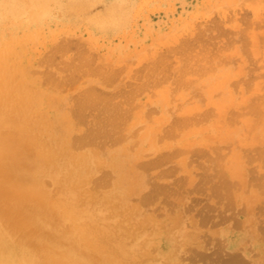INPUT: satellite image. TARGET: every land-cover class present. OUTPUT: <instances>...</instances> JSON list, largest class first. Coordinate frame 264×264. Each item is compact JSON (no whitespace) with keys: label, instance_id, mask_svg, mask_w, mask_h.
Wrapping results in <instances>:
<instances>
[{"label":"rangeland","instance_id":"obj_1","mask_svg":"<svg viewBox=\"0 0 264 264\" xmlns=\"http://www.w3.org/2000/svg\"><path fill=\"white\" fill-rule=\"evenodd\" d=\"M0 34L1 91L14 97L1 118L26 113L27 129L57 157L37 172L45 188L73 195L82 216L116 232L135 253L125 264H234L239 253L242 264H264V102L257 115L248 105L264 99V0H0ZM115 106L125 123L96 136ZM193 115L195 125L179 119ZM174 149L184 152L154 162ZM221 179L233 185L216 192Z\"/></svg>","mask_w":264,"mask_h":264},{"label":"bare ground","instance_id":"obj_2","mask_svg":"<svg viewBox=\"0 0 264 264\" xmlns=\"http://www.w3.org/2000/svg\"><path fill=\"white\" fill-rule=\"evenodd\" d=\"M74 7V6H73ZM81 7V6H80ZM78 7V8H80ZM89 7V6H88ZM81 9V8H80ZM86 10V9H85ZM87 12V11H86ZM48 20V19H47ZM261 22V21H260ZM18 25V24H17ZM260 26V24H259ZM3 29V28H2ZM1 35V34H0ZM256 35V34H255ZM2 36V35H1ZM257 38V36H256ZM194 40V39H193ZM197 40V39H196ZM258 41V39H257ZM195 43V42H194ZM256 43V42H254ZM25 45V44H24ZM188 45V44H187ZM190 45V44H189ZM65 46V45H64ZM61 47V46H60ZM7 52V51H6ZM84 54V53H83ZM1 56V54H0ZM3 57V56H1ZM226 57V56H225ZM232 57V55H231ZM235 57V56H234ZM227 58L229 59V56L227 55ZM222 59V58H221ZM236 59V58H235ZM159 60V58L157 59V61ZM231 60V58L229 59V61ZM224 61V58L223 60ZM160 62V61H158ZM226 62V61H225ZM157 64V63H156ZM155 64V65H156ZM160 64V63H159ZM154 65V66H155ZM238 65V64H237ZM153 66V67H154ZM239 66V65H238ZM0 67H2V58H0ZM240 67V66H239ZM107 68V67H106ZM157 68V67H156ZM188 68V67H187ZM186 69L183 70V72H185ZM98 69V67L96 68ZM238 68H236L237 70ZM3 70V69H2ZM109 70V69H107ZM116 70H111V72L109 73V76L112 78V75L116 73ZM235 70V69H234ZM246 70V69H245ZM244 70V71H245ZM1 71V70H0ZM97 71V70H96ZM106 71V70H105ZM188 71V70H187ZM3 72V71H2ZM5 72V71H4ZM100 72V71H99ZM108 72V71H107ZM189 72V71H188ZM235 72V71H234ZM179 73V71H178ZM177 73V74H178ZM8 74V73H7ZM14 74V73H13ZM187 74V72L185 73V75ZM1 75V73H0ZM17 75V74H16ZM165 75V74H164ZM176 75V74H175ZM179 75V74H178ZM3 76V75H2ZM180 76H183V74L181 73ZM179 76V77H180ZM232 75H230V79L228 81H230ZM234 77L235 74L233 75ZM258 76V75H257ZM106 77V78H107ZM164 77V76H163ZM166 77V75H165ZM178 76H176L175 78H177ZM16 78V77H15ZM18 78V77H17ZM220 78V77H219ZM178 79V78H177ZM176 79V80H177ZM183 80V77H181L179 80H177V84L178 82L181 84L180 81ZM185 79V77H184ZM2 80V79H1ZM5 80V79H4ZM12 80V79H11ZM108 80V78L106 79ZM175 80V81H176ZM217 80V79H216ZM234 80L232 81V84H234ZM8 81V80H7ZM6 81V82H7ZM13 81V80H12ZM17 81V80H16ZM21 81V80H20ZM184 81V80H183ZM182 83L186 82L187 79ZM19 82V81H18ZM238 81H236L237 83ZM242 82V81H241ZM5 83V82H4ZM10 83V82H9ZM9 83H6L9 84ZM20 83V82H19ZM231 85V82H229ZM235 83V84H236ZM240 84V83H239ZM238 84V85H239ZM243 84V83H242ZM5 84H2V82H0V109L2 108V104L4 102L10 101V98H14L10 96L9 92H6V88H3V91H1L2 87H4ZM237 85V84H236ZM9 86V85H8ZM7 86V87H8ZM13 86V83L12 85ZM10 86V87H11ZM15 86V85H14ZM235 86V85H233ZM243 85H241L242 87ZM229 87V86H228ZM173 88V87H172ZM171 88V89H172ZM220 88V87H219ZM236 88V86H235ZM258 88V87H257ZM13 89V88H12ZM221 89V88H220ZM262 89V88H261ZM259 88V90H261ZM11 90V89H10ZM9 90V91H10ZM174 90V89H172ZM258 90V91H259ZM236 91V90H235ZM241 91V90H240ZM243 91V90H242ZM96 92V90H95ZM229 92V90H228ZM225 91V93H228ZM246 92V91H245ZM94 93V92H93ZM231 93V92H230ZM244 93V92H243ZM99 94V93H98ZM97 94V95H98ZM224 94V93H223ZM229 94V93H228ZM242 94V93H241ZM93 95V94H90ZM90 95H88V97L86 98V102H92L93 100H96L97 98L99 99V97L97 98H91ZM226 95V94H225ZM230 95V94H229ZM228 95V96H229ZM244 96V94H242ZM240 97H243V96ZM250 95V93L248 94ZM254 95V93H253ZM259 94H257L258 96ZM263 95L262 97H264V92L261 94ZM87 96V95H86ZM105 96V95H104ZM227 96V95H226ZM246 96V95H245ZM251 96V95H250ZM249 96V97H250ZM90 97V98H89ZM93 97V96H92ZM103 97V96H102ZM232 97V96H231ZM230 97V98H231ZM234 97V96H233ZM256 95L255 96H251L250 98L253 99H249L251 100L252 103H247L250 106V109L252 111H254V113L257 115L258 112L259 114L261 112H263L261 110V103L264 102L263 98H259L256 101ZM109 98V96H108ZM229 98V97H228ZM106 99V96H105ZM240 99V98H239ZM21 100V99H20ZM38 100V99H37ZM101 100V99H100ZM104 100V99H102ZM109 100V99H108ZM224 100V99H223ZM237 100V99H236ZM243 100V99H242ZM35 101V100H34ZM245 101V100H244ZM243 101V102H244ZM12 102V101H11ZM17 102V101H15ZM14 102V103H15ZM23 102V101H22ZM21 102V104L23 105V103ZM37 102V101H36ZM241 102V101H240ZM239 102V103H240ZM246 102V101H245ZM254 102V103H253ZM29 103V102H28ZM42 103V102H41ZM259 103V104H258ZM8 104V103H7ZM11 104V103H10ZM223 104V103H222ZM252 104V105H251ZM9 105V104H8ZM15 106V105H12ZM32 106V104H31ZM35 106V105H34ZM33 106V107H34ZM117 106V105H116ZM115 106V107H116ZM260 106V109H259ZM9 107V106H8ZM11 107V105H10ZM9 107V108H10ZM16 107V106H15ZM18 107V106H17ZM16 107V108H17ZM6 108V107H3ZM8 108V109H9ZM247 108V107H246ZM245 108V109H246ZM7 109V108H6ZM20 109V108H19ZM259 109V111H258ZM4 110V109H3ZM12 110V108H11ZM10 110V112H11ZM17 110V109H16ZM33 110V109H32ZM264 110V108H263ZM23 110H21L20 112H22ZM234 110H232V115L236 114L239 112H233ZM8 114V111H6ZM9 114H14L15 112H11ZM123 112V111H122ZM31 113V111H30ZM33 113V112H32ZM206 112H204L202 115L203 117H207L209 116L210 113H208L207 115H205ZM229 113V112H228ZM227 113V115H228ZM242 114L240 115H247V114H243V112H241ZM6 114V113H5ZM5 118H1L2 114L0 116V127L1 125L4 123H6V125L8 126V128H5L7 130L3 131V129L0 128V264H125V262L127 261V257L128 255L131 254L134 255V250L131 251L130 248L127 249L125 243H121L118 242L117 238H116V232H109L107 230V227L105 229H102V226L100 227V224H98L97 222H95L94 219V215L91 213L86 212L85 215L82 216V214H80L78 208L76 207V203H75V198L73 195L69 194V193H65L64 196L62 197H57V192L58 189L55 190H48L45 188L43 181H41V177L37 174V172H40L42 169V167H46L48 166V164L53 160V158H55L52 155H49L47 152H49L50 147L48 151H46L44 148V144L41 140H44L41 138L40 142L43 144L40 147V142L37 140V138L33 135L35 133H31V130L29 131L26 127L25 123V119L26 117H24L26 115L24 114H20L19 116H15V115H9ZM199 114V113H198ZM197 114V115H198ZM201 114V113H200ZM216 114V113H215ZM230 114V113H229ZM109 115V114H108ZM106 116L103 118L102 121H104L102 123L99 122L100 126L99 129H97L96 136L102 135L104 138H108V136L112 135L111 132L115 131V128L118 129L120 128V126L122 125V123L126 121L125 115L124 113H121V109L117 108L115 109V113L110 114L109 116ZM222 115L221 117L225 119V117L227 116ZM231 114L228 115L226 118L231 119L235 117V115L232 116ZM263 114L259 115L263 116ZM15 116V117H14ZM34 116H36L34 114ZM183 116V115H182ZM179 116L180 121L183 120V123L186 122H190L192 121L191 119H193L192 122H196V124L198 123L199 120L196 119V117L193 115V117L191 116L190 118L188 117H183ZM216 116V115H215ZM237 117V116H236ZM235 117V119H236ZM241 117V116H240ZM238 117V118H240ZM256 117V116H255ZM195 118V121H194ZM208 118V117H207ZM242 118V117H241ZM253 118V117H252ZM262 118V119H261ZM264 117H260L261 121L263 120ZM9 124H8V120ZM15 119H18L17 121ZM30 119V118H29ZM27 119V120H29ZM125 119V120H124ZM233 119V121L235 120ZM244 119V118H243ZM7 120V121H6ZM220 121H222L221 119H219ZM227 120L225 121L227 123ZM231 120H228V122H233ZM240 120V119H239ZM253 120V119H252ZM251 120V121H252ZM46 121V120H44ZM238 121V120H237ZM236 121V122H237ZM256 121H260L259 119L257 120L256 117ZM253 122L252 125L254 124L255 126L257 125L256 123L258 122ZM260 121V123H261ZM20 123L21 125L17 124ZM188 123V125H192L195 123ZM202 122V121H201ZM215 122V121H214ZM213 122V123H214ZM223 122V121H222ZM221 122V123H222ZM241 122V120H240ZM123 123V124H124ZM223 122V125H220L222 128L226 129V126ZM239 123V122H237ZM28 124V122H27ZM40 124V123H39ZM176 126L178 127L179 124L175 123ZM175 124H173V126H175ZM200 124V123H199ZM198 124V125H199ZM232 124V123H231ZM245 126H249L248 121H244ZM182 125V124H181ZM181 125L179 126L181 129L183 127H181ZM187 123L186 125H184L185 127H188ZM190 125V126H191ZM217 125V124H216ZM229 125V124H228ZM253 125V126H254ZM6 126V127H7ZM43 126V125H41ZM49 126V125H48ZM94 126V125H93ZM243 125V127H245ZM95 127V126H94ZM105 127V128H104ZM184 127V128H185ZM242 127V126H241ZM43 128V127H42ZM48 128V127H47ZM175 128V127H174ZM239 128V127H237ZM31 129V128H30ZM37 129V128H36ZM35 129V130H36ZM91 129V128H90ZM96 129V128H92ZM177 129V128H176ZM241 129V128H240ZM34 130V131H35ZM42 130V129H41ZM249 130V128H248ZM37 131V130H36ZM48 131V129H47ZM117 131V130H116ZM115 131V132H116ZM182 131V130H181ZM194 131V130H193ZM196 131V129H195ZM194 131V132H195ZM46 132V131H45ZM54 132V131H53ZM52 132V134H53ZM192 133V131H190ZM223 132V131H222ZM239 132V131H238ZM242 132V131H241ZM263 132V131H262ZM92 133V132H91ZM89 133V134H91ZM173 133V132H172ZM189 132H187L188 134ZM202 133V132H201ZM47 134V133H46ZM158 133H156L157 135ZM168 134V133H167ZM170 134V133H169ZM168 134V135H169ZM177 134V133H175ZM190 134V133H189ZM196 134V132L194 133ZM230 134V133H229ZM245 134V133H243ZM261 134V133H260ZM39 135V134H37ZM88 135V134H87ZM85 135V136H87ZM108 135V136H107ZM165 135V136H168ZM185 135V133H184ZM197 135V134H196ZM220 135V134H219ZM92 136V135H91ZM90 136V137H91ZM173 136V134L171 135ZM232 136V135H231ZM90 137L88 139H90ZM126 137V136H125ZM163 137V136H162ZM170 137V136H169ZM86 138V139H87ZM115 138V137H114ZM113 138V140H115ZM227 138V135H226ZM225 138V139H226ZM232 138V137H231ZM261 138V136H260ZM263 138V137H262ZM85 139V140H86ZM92 139V138H91ZM95 139V138H94ZM107 140V139H106ZM117 140V139H116ZM115 140V142H116ZM230 140V138H229ZM242 140V139H240ZM261 140V139H260ZM90 141V140H89ZM92 141V140H91ZM95 141V140H94ZM228 140L226 139V142ZM233 140H231L230 143ZM108 142V141H107ZM40 143V144H39ZM45 143V142H44ZM53 144V142H52ZM54 145V144H53ZM46 147V149H47ZM55 148V147H54ZM61 149V148H60ZM53 150V149H52ZM181 152H184L182 149H174L171 152H165L166 154L163 155H159L160 157H157L158 159H156L157 162L160 159H164V158H168V157H173ZM262 154L264 151H261ZM59 153V152H58ZM196 154H201V155H205V151L202 149H198L196 152ZM55 154V153H54ZM236 154L237 151H236ZM241 154V153H240ZM70 154H67V156ZM73 154H71L72 156ZM235 155V154H234ZM239 155V154H238ZM237 155V156H238ZM53 156V157H52ZM243 156V155H242ZM264 157V154L262 155ZM73 157V156H72ZM240 157V155H239ZM57 158V157H56ZM55 158V159H56ZM69 158V157H68ZM75 158V157H74ZM241 158V157H240ZM239 158V159H240ZM72 160V159H71ZM70 160V161H71ZM79 160V159H78ZM160 160V161H161ZM240 161V160H237ZM75 162V159L74 161ZM72 162V163H73ZM242 162V161H241ZM244 162V161H243ZM78 163V161H77ZM142 163V162H141ZM144 163V162H143ZM146 163V162H145ZM231 163V162H230ZM139 163H134V165L132 166L133 168L137 167ZM236 164V163H235ZM78 165V164H75ZM85 165V164H84ZM121 165V164H120ZM142 165V164H141ZM243 165V164H242ZM245 165V164H244ZM243 165V166H244ZM63 166V165H62ZM82 166V165H79ZM143 166V165H142ZM141 166V167H142ZM227 166V165H226ZM230 165H228L229 167ZM240 166V164H239ZM239 166L236 165L234 168H237L236 172H239ZM64 167V166H63ZM76 167V166H75ZM126 167V166H125ZM145 167V165H144ZM128 169V167H126ZM233 168V169H234ZM83 169V167L81 168ZM92 169V168H91ZM228 169V168H227ZM231 169V170H233ZM45 170V169H43ZM60 171V170H59ZM242 171L244 172V170L242 169ZM63 172V171H62ZM66 173L70 172L65 171ZM241 172V170H240ZM54 173V172H53ZM72 173V171H71ZM222 175L220 177H224L225 174L223 175V171L221 172ZM228 173L230 174H235L234 171H228ZM236 173V174H237ZM121 174V171H120ZM56 175V174H54ZM60 175V174H59ZM75 175V173H74ZM73 175V176H74ZM87 175V174H86ZM78 176V175H77ZM120 176L121 179L123 181L126 182V175L125 174H121ZM53 177V176H52ZM57 177V176H56ZM105 178L108 177V175L104 176ZM131 177V175H130ZM226 177V176H225ZM55 179V178H54ZM70 179V177H69ZM72 179V178H71ZM71 179L69 180V183L71 181ZM77 179V178H76ZM103 181L104 178L102 177ZM119 179V178H118ZM58 180V179H57ZM67 180V179H66ZM65 180V181H66ZM120 180V179H119ZM118 180V181H119ZM64 181V180H63ZM74 181V178H73ZM108 181V179H107ZM117 181V182H118ZM135 181V180H134ZM220 187L217 186V189L215 188L216 192H219L222 188H224V186H231V183L225 181L224 179L220 180ZM99 182V181H98ZM97 182V183H98ZM100 182H102V180L100 179ZM109 182V181H108ZM130 182V181H129ZM128 182V186L129 188L132 186L131 183ZM103 183V182H102ZM105 183V182H104ZM114 183V182H112ZM116 183V181H115ZM122 182H120L121 184ZM71 184H75V182L73 183L71 181ZM124 183H122L123 185ZM224 184V185H223ZM66 185V184H65ZM78 184H75V186H77ZM101 185V184H99ZM103 185V184H102ZM116 185V184H115ZM122 185H119L118 188ZM71 186V185H70ZM125 186V185H124ZM166 186V185H165ZM69 187V186H68ZM72 187V186H71ZM73 187V188H74ZM117 188V186H115ZM142 186L138 185L136 187L133 186L134 189H138ZM66 188V187H65ZM70 188V187H69ZM79 186L75 187V189H78ZM124 187H122L123 189ZM155 188V186H154ZM159 188L164 189V187L159 186ZM71 189V188H70ZM121 189V192H122ZM157 190V187L155 188ZM167 191L169 192L168 188H166ZM79 190V189H78ZM111 190V189H110ZM118 190V189H117ZM125 193L127 192L126 187L124 188ZM133 190V189H132ZM53 191H56V197L54 196L55 193H53ZM135 191V190H134ZM77 192V191H76ZM110 192V191H108ZM116 192V189H115ZM114 192V193H115ZM136 192V191H135ZM78 193H80V190L78 191ZM124 193V194H125ZM133 193V192H132ZM138 193V191L136 192ZM153 193V192H151ZM161 193V192H160ZM113 194V193H112ZM120 194V192H119ZM118 194V195H119ZM129 194V191L128 193ZM131 194V192H130ZM154 194V193H153ZM111 195V193H110ZM117 195V192L116 194ZM150 195V194H149ZM152 195V194H151ZM80 197V195H78ZM123 196V195H122ZM126 197V195H124ZM77 197V198H79ZM118 199L120 200V197L117 196ZM148 197V196H147ZM252 197H255L254 195ZM252 200H254V198H252ZM124 198V197H123ZM146 198V197H143ZM150 198V197H149ZM122 199V198H121ZM148 198H146L145 200H147ZM251 200V201H252ZM117 201V200H116ZM115 201V202H116ZM121 201V200H120ZM98 203V202H97ZM100 203V201H99ZM98 203V204H99ZM120 203V202H119ZM118 203V205H119ZM97 204V205H98ZM122 202L120 204V206L118 207H122ZM126 204V203H124ZM96 206V204H94ZM116 206V207H117ZM126 206V205H124ZM102 209L106 210L105 206H102ZM113 208V207H112ZM124 209V208H123ZM127 213L130 211L128 208H126ZM108 210V209H107ZM116 210H121V209H116ZM125 210V209H124ZM109 212V210H108ZM131 212V211H130ZM110 214V213H109ZM131 214V213H129ZM130 217V216H129ZM121 220V219H120ZM246 220H249L248 218ZM245 220V221H246ZM140 221V220H139ZM144 221V220H142ZM121 222V221H120ZM248 222V221H247ZM101 223V222H100ZM246 223V222H245ZM136 226L140 228V225L142 223H135ZM238 224V223H237ZM242 224V223H241ZM244 224V223H243ZM242 224V227L244 226ZM145 225V224H144ZM249 224H246L245 226L248 228ZM117 226V225H116ZM241 226V225H239ZM113 227V226H112ZM250 227V225H249ZM185 228V227H184ZM246 229V228H245ZM139 230V229H138ZM249 230V228H248ZM112 231V230H111ZM115 231V230H114ZM118 231V230H117ZM181 231V230H180ZM120 232V231H119ZM122 233V232H121ZM120 233V234H121ZM137 233V232H136ZM144 233V232H143ZM186 233V232H183ZM122 235V234H121ZM138 235V234H137ZM123 236V235H122ZM135 237V236H134ZM171 237V236H170ZM174 237V236H173ZM172 237V238H173ZM120 238V237H119ZM123 238V237H122ZM121 238V239H122ZM125 238V237H124ZM123 238V239H124ZM133 238V237H132ZM177 238V237H175ZM137 239V238H136ZM125 240V239H124ZM91 242L92 244H94V246H96V248H88L86 245H88V243L85 242ZM97 243V244H96ZM175 243V242H174ZM86 244V245H85ZM96 244V245H95ZM240 249V248H239ZM242 249V248H241ZM169 250V249H168ZM167 250V251H168ZM219 251V250H218ZM236 251V250H235ZM233 252V251H232ZM238 252V250H237ZM143 254V253H142ZM234 254V253H233ZM236 254V253H235ZM240 254V253H239ZM233 255L232 256V262L234 264H242L241 259L239 258V256L241 255ZM231 255V254H230ZM242 257V256H241ZM119 261V262H118ZM135 262H133L134 264ZM126 264H129L128 262Z\"/></svg>","mask_w":264,"mask_h":264}]
</instances>
